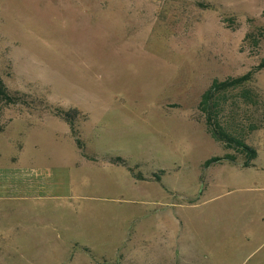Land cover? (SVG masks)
Returning a JSON list of instances; mask_svg holds the SVG:
<instances>
[{
  "label": "rangeland",
  "instance_id": "obj_1",
  "mask_svg": "<svg viewBox=\"0 0 264 264\" xmlns=\"http://www.w3.org/2000/svg\"><path fill=\"white\" fill-rule=\"evenodd\" d=\"M0 80V264H264V0H0Z\"/></svg>",
  "mask_w": 264,
  "mask_h": 264
},
{
  "label": "trees",
  "instance_id": "obj_2",
  "mask_svg": "<svg viewBox=\"0 0 264 264\" xmlns=\"http://www.w3.org/2000/svg\"><path fill=\"white\" fill-rule=\"evenodd\" d=\"M249 80L250 74L248 73L241 77L229 78L222 82L214 81L201 96L199 109L205 116V124L209 133L216 140L220 142H225L227 144L235 143L238 144L240 147L246 148L242 142L236 140L234 134L230 130L224 129L222 127L224 124V119L220 116V113L223 112L224 109L221 108L220 100L221 97H223V94H225L227 91L234 90L240 87L243 88V96L248 99L251 93L244 86L248 83ZM0 99L5 102H9L11 100L8 91L1 80ZM220 160V158L210 159L206 161L205 166H208L209 164Z\"/></svg>",
  "mask_w": 264,
  "mask_h": 264
},
{
  "label": "crops",
  "instance_id": "obj_3",
  "mask_svg": "<svg viewBox=\"0 0 264 264\" xmlns=\"http://www.w3.org/2000/svg\"><path fill=\"white\" fill-rule=\"evenodd\" d=\"M251 165H252V164H251ZM239 168H241V169H247L248 167H245V166L241 165V166H239ZM30 188H32L33 191H38V189H36V186H33V185H32V187H30ZM41 190H42V189H39L38 192H40Z\"/></svg>",
  "mask_w": 264,
  "mask_h": 264
}]
</instances>
